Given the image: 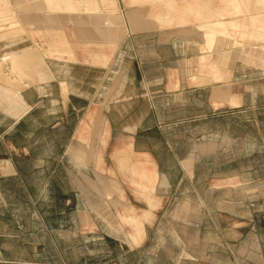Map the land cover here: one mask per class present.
<instances>
[{
  "label": "rangeland",
  "instance_id": "obj_1",
  "mask_svg": "<svg viewBox=\"0 0 264 264\" xmlns=\"http://www.w3.org/2000/svg\"><path fill=\"white\" fill-rule=\"evenodd\" d=\"M60 1L0 0V57L9 46L15 56L35 55L25 67L18 63L21 79L11 83L0 73V88L22 90L17 107L0 97V264H229V256L204 248L233 242L230 214L244 212L223 203L245 196L213 191L210 169L194 184L178 186V175L165 174V152L155 154L162 167L157 173L132 147L117 149L115 139L118 122L131 112L122 105L133 99L126 94L132 60L148 59L156 48L147 33L175 29L195 38L203 44L199 69L236 71L238 86L262 90L264 0ZM194 28L199 37L186 36ZM216 81L224 86L227 80ZM178 114L158 112L163 120ZM257 117L264 119V112ZM136 120L123 128L132 131ZM220 125L229 128L228 121ZM239 125V134L253 135L252 126ZM157 142L149 131L138 146ZM222 145L236 156L255 149L253 143ZM239 161L225 169L238 168L242 182L249 163L264 160ZM253 193L263 196L264 188ZM133 214L142 219L141 235L124 219ZM210 220L220 228L218 238Z\"/></svg>",
  "mask_w": 264,
  "mask_h": 264
},
{
  "label": "crops",
  "instance_id": "obj_2",
  "mask_svg": "<svg viewBox=\"0 0 264 264\" xmlns=\"http://www.w3.org/2000/svg\"><path fill=\"white\" fill-rule=\"evenodd\" d=\"M165 35L160 31L150 32L149 39L155 43L150 50V58H133L132 80L128 94L131 101L123 104L130 111L125 119L117 124V149L131 144L132 150L140 158L151 160L157 173L162 172L161 164L155 154L165 152L170 160L165 174L179 176L177 185L196 181L202 170L210 169V184L213 191L240 193L243 198L224 200L226 205L243 210L244 214H230L229 228L234 240L229 246L205 247L206 254L229 256V264H264V194H248L255 188H264V161L259 165L251 161L245 169V179L239 169L226 171L227 164H238L241 159L264 160V119L257 115L264 112V86L262 90L249 84L238 86V72L199 69L198 58L203 44L195 38H186L175 29ZM188 42V43H187ZM165 47L169 53L163 57L157 50ZM246 76L241 75V78ZM223 78L222 81H216ZM210 80V81H207ZM125 92L122 93V95ZM262 102V103H261ZM136 111V112H134ZM179 113L172 119H160L158 112ZM137 115L133 130L123 127L131 117ZM128 118V119H127ZM229 122L227 131L221 123ZM252 126L253 135H241L235 126ZM196 128L197 134L189 133ZM179 129L184 133L174 135ZM149 131L157 134L159 142L150 148H141L142 139ZM253 143L252 154L236 156L232 149L225 152L223 143ZM178 144L185 149H178ZM250 162V161H249ZM236 166V165H235ZM164 172V171H163ZM211 223V224H210ZM209 226L215 236L220 235L216 222L210 220ZM219 234V235H218ZM243 244V245H242Z\"/></svg>",
  "mask_w": 264,
  "mask_h": 264
},
{
  "label": "bare ground",
  "instance_id": "obj_3",
  "mask_svg": "<svg viewBox=\"0 0 264 264\" xmlns=\"http://www.w3.org/2000/svg\"><path fill=\"white\" fill-rule=\"evenodd\" d=\"M111 1V0H110ZM109 1V2H110ZM199 1V0H198ZM50 2H52V3H56V2H61L60 0H50ZM112 2V1H111ZM116 2V1H115ZM113 3L114 2H112L111 4L113 5ZM198 3V2H197ZM105 4V3H104ZM110 4V3H109ZM110 4V5H111ZM115 4V3H114ZM102 5V4H101ZM106 5V4H105ZM104 6V5H103ZM100 8V7H99ZM60 9H61V7H60ZM107 11V10H106ZM127 31V30H126ZM127 32H129V31H127ZM188 33L186 34V36H188V37H190V36H192V35H198V34H200V29H196V28H194V29H192V30H189V31H187ZM183 33H185V31H183ZM194 35V36H195ZM202 35H205V34H202ZM206 35H208V34H206ZM198 37H199V35H198ZM188 43V42H187ZM66 52H68V51H66ZM15 52L12 50V49H10V46L9 47H5V49H3L2 50V57H0V68H1V70H3L2 72L0 71V73H5L4 75L7 77V79L9 78L10 80H11V83H12V81L13 80H15L16 78H20L21 76H18L17 77V73L19 74V72L17 71V66H19L18 65V63H20L21 61L23 62L22 63V67H23V65H24V67L27 65H25L24 63H27V62H30V61H32V60H34L35 59V55L33 54V51L32 52H27V53H22V55L23 56H15V54H14ZM71 55V54H70ZM70 58V57H69ZM43 59V58H42ZM44 60V59H43ZM44 62V61H43ZM43 62H42V64H43ZM46 65V64H45ZM61 65V64H60ZM21 66H20V68H21ZM62 66V65H61ZM64 67V66H63ZM21 69H23V68H21ZM16 74V75H12V74ZM22 73V72H21ZM23 74H26V73H24L23 72ZM20 75V74H19ZM27 76V75H26ZM6 77H4L5 79H6ZM23 77V76H22ZM28 77H30V76H28ZM8 79V80H9ZM21 79V78H20ZM8 80H6L7 82H8ZM25 79H23V81H24ZM6 82V83H7ZM33 82V81H32ZM10 83V82H9ZM25 83V82H24ZM17 84V83H16ZM10 85L11 84H8L7 86V88H0V97L2 98V100L3 101H5V102H8V103H11L13 106H15V100L16 101H20L21 99H22V93H20V92H12L11 93V90L10 89H12V87L10 88V89H8L9 87H10ZM15 86V85H14ZM61 87L63 88V90H65V93L67 92V85L65 84V83H61ZM26 89H27V87H25ZM13 90V89H12ZM20 90V89H19ZM17 91V90H16ZM26 92V91H25ZM24 93V92H23ZM0 98V99H1ZM3 104V103H2ZM3 105H6V104H3ZM1 106V105H0ZM11 106V105H10ZM2 107V106H1ZM15 107H17V106H15ZM15 107H13V109L15 108ZM10 108H12V107H10ZM16 110V109H15ZM17 111V110H16ZM9 112V111H8ZM20 112H22V111H20ZM16 114V113H15ZM22 114V113H21ZM20 114V115H21ZM26 114V113H25ZM17 116H19V115H17ZM16 116V117H17ZM15 117V118H16ZM22 117V116H21ZM16 122V121H15ZM81 131H82V129H79L78 131H77V133H76V137H80V135H81ZM128 147H132L131 146V144H129L128 145ZM122 161H123V159H122ZM119 163V162H118ZM122 164V163H121ZM120 164V165H121ZM123 164H125V163H123ZM123 164L121 165V166H123ZM127 164V163H126ZM129 165V164H128ZM120 166V167H121ZM126 166V165H125ZM123 167H121V169H122ZM125 168V167H124ZM120 169V168H119ZM121 171H123V170H121ZM127 172V171H126ZM159 178V177H158ZM144 179V178H143ZM144 181V180H143ZM156 187H158V186H156ZM155 187V188H156ZM148 190V189H147ZM129 209V208H128ZM149 212H146L144 215H147ZM124 219H125V221H127L128 223H131V225H133L134 226V228L137 230V234H139V235H141L142 233H143V224H142V219L139 217V216H137V215H130V216H128V217H124ZM136 238V237H135ZM138 238V237H137Z\"/></svg>",
  "mask_w": 264,
  "mask_h": 264
}]
</instances>
